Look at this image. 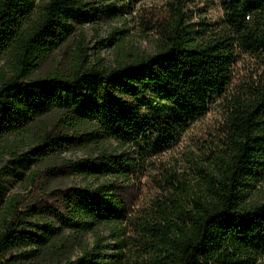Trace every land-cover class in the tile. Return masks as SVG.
<instances>
[{
  "label": "trees",
  "instance_id": "16d2710c",
  "mask_svg": "<svg viewBox=\"0 0 264 264\" xmlns=\"http://www.w3.org/2000/svg\"><path fill=\"white\" fill-rule=\"evenodd\" d=\"M107 1L96 7L87 0H0V55L15 58L10 75L0 74V138L55 114L30 141L28 156L97 149L40 172L44 178L81 176L95 185L47 192L35 185L37 195L23 210L15 200L5 204L0 264H255L264 257V203L244 200L264 174V89L252 88L243 98L229 91L241 55L264 66V0H222V20L200 30L185 24L180 7L172 8V23L158 29L155 54L110 69L74 62L67 74L28 80L75 24L97 25L121 10L113 2L138 0ZM220 99L228 108L227 153L217 158L216 175L202 170L206 192L192 197L165 175L151 206L134 212L131 180ZM110 141L121 151H108ZM100 226H110L115 236L114 255L102 252ZM125 226L132 235H125ZM88 232L95 244L72 259L69 250Z\"/></svg>",
  "mask_w": 264,
  "mask_h": 264
},
{
  "label": "rangeland",
  "instance_id": "374dc122",
  "mask_svg": "<svg viewBox=\"0 0 264 264\" xmlns=\"http://www.w3.org/2000/svg\"><path fill=\"white\" fill-rule=\"evenodd\" d=\"M87 1L96 7L102 2L109 3L107 0ZM221 2L222 0H138L127 5L113 2L115 7L121 9L116 16L97 25L83 22L75 24L67 40L41 61L28 80L67 74L74 62H79L83 66L99 63L105 69H110L122 61L153 55L160 49L158 36L160 25L172 23L174 16L172 8L180 7L185 24H189L192 30H200L205 25H214L222 20ZM122 5H125L124 9ZM14 61L15 58L10 54L0 55V74L10 75ZM252 88L264 89V66L258 59L241 55L233 69V81L229 92L231 96L238 95L243 98L248 96L249 91H253ZM227 99L230 101L231 98ZM227 112V102L217 100L210 106L209 112L182 135L177 145L145 162L146 167L137 179L131 180L133 184L131 183L132 186L127 190L133 195L131 207L134 212L138 213L151 206L155 192L159 191L157 185L165 183L163 181L165 175L171 176L168 181H173L172 178L175 177L193 195L192 197L206 192L203 191L202 170L216 175V165L219 164L217 158L227 153L225 150L227 135L224 128ZM55 120L56 115L50 114L39 119L21 134L0 138V213L11 200H15L17 206L23 210L25 205L31 203L32 197L37 195L35 185L41 186L42 192H47L52 189L86 187L92 184L90 179L81 176L44 178L40 172L48 166L61 164L64 159L84 158L95 153L97 151L95 147L71 149L38 160L27 155L30 141H35L43 127L49 126ZM105 146L108 151H121L111 141L105 143ZM33 172L38 176L35 175L30 180ZM176 183L174 181L175 187H178ZM247 192L245 205L264 203V174L258 178L255 187L248 188ZM125 227V235H132L127 226ZM96 230L104 247L103 254L114 255L117 252L116 240L110 226H100ZM95 240L92 232L85 234L81 246H74L69 250L71 258L75 259L82 254V246L91 249ZM19 252L14 251L12 255ZM124 255L131 262L135 261L128 249L124 251ZM48 262L39 260L32 264ZM255 264H264V257H259Z\"/></svg>",
  "mask_w": 264,
  "mask_h": 264
}]
</instances>
